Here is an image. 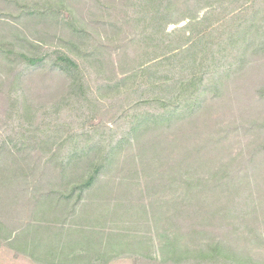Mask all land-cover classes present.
<instances>
[{
    "label": "trees",
    "instance_id": "1",
    "mask_svg": "<svg viewBox=\"0 0 264 264\" xmlns=\"http://www.w3.org/2000/svg\"><path fill=\"white\" fill-rule=\"evenodd\" d=\"M0 102V246L264 264V0H0Z\"/></svg>",
    "mask_w": 264,
    "mask_h": 264
},
{
    "label": "rangeland",
    "instance_id": "2",
    "mask_svg": "<svg viewBox=\"0 0 264 264\" xmlns=\"http://www.w3.org/2000/svg\"><path fill=\"white\" fill-rule=\"evenodd\" d=\"M23 4H27V5H36L37 3H39L41 0H22ZM73 1H70L67 5H66V9L67 10H73V12L78 15L79 14V9L77 7V5H72V6H68L70 4H72ZM90 10V6L86 7V11ZM204 13H202L203 15ZM67 14L65 13L64 16H66ZM65 18H68V16H66ZM12 22V21H11ZM187 22H183L182 24H180L179 26H171L169 28L168 31H173L176 28H183L186 25ZM25 24V23H24ZM15 25V22H14ZM29 27L25 28V31L28 32V34H26L31 40H35V34L33 33V30H35L33 25H28ZM52 84V83H51ZM53 85H51L50 87H52ZM7 89V88H6ZM39 90V88H38ZM40 95L34 94L32 96H34V100L37 101L38 99L42 102L47 101L48 96H44L42 94H46V90H42L37 91ZM31 95H29L30 97ZM41 97V98H38ZM0 113L3 112L4 108L7 107V105L4 102H0ZM1 115V114H0ZM4 209V208H3ZM8 215V214H7ZM0 264H36L32 259H30L29 257L23 256V255H17V253L15 251H13L11 248H9L6 244L0 246ZM112 264H130L129 261H116L113 262Z\"/></svg>",
    "mask_w": 264,
    "mask_h": 264
}]
</instances>
